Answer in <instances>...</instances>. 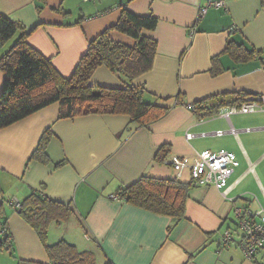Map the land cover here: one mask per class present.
Segmentation results:
<instances>
[{
  "label": "crops",
  "instance_id": "0c3cea01",
  "mask_svg": "<svg viewBox=\"0 0 264 264\" xmlns=\"http://www.w3.org/2000/svg\"><path fill=\"white\" fill-rule=\"evenodd\" d=\"M208 1L222 5L209 7L196 18L198 7ZM123 8L158 19L155 29L144 31L156 39L157 47L152 68L140 79L148 98L151 95L153 102L169 110L145 127H135L122 114L59 118L58 104L52 103L0 128V213L15 255L48 260L35 231L7 202L41 189L51 199L72 204L80 238L86 249L96 245L97 260L105 254L115 264H256L244 257L236 236L231 234L226 243L223 233L232 230L234 206L254 214L264 209V111L219 114L229 110L227 106L199 120L189 104L222 92L264 96V53L235 62L223 51L228 40L264 49V6L260 0H0V13L22 22L27 42L64 76L73 72L88 39L114 24ZM110 34L122 37L114 30ZM18 35L0 46V56ZM217 55L222 70L212 75L209 68ZM3 81L0 70V93ZM91 82L113 86L118 78L99 67ZM178 91L184 93V104L176 103ZM49 127L50 162L30 160ZM217 130L223 133L214 135ZM162 144L170 147L167 159L173 155L193 159L203 150L225 149L239 164L224 188L192 185L184 216L178 220L114 197L119 187L141 175L176 178L171 166L154 160ZM176 179L190 182L188 171ZM65 237L72 241L73 228ZM0 256L15 262L1 245ZM257 261L264 264V249Z\"/></svg>",
  "mask_w": 264,
  "mask_h": 264
},
{
  "label": "trees",
  "instance_id": "16d2710c",
  "mask_svg": "<svg viewBox=\"0 0 264 264\" xmlns=\"http://www.w3.org/2000/svg\"><path fill=\"white\" fill-rule=\"evenodd\" d=\"M260 3L264 6V0H260ZM59 11H62L61 8ZM157 22L158 19L153 14L139 15L123 8L114 24L88 39V46L78 59L73 72L70 76H64L54 67L50 58L42 55L27 42L28 32L22 22L0 13V46L19 33L12 45L0 56V70L4 73L0 93V128L52 103L58 104L59 118L89 114H122L135 127H145L162 118L169 107L156 104L151 95L148 98V90L140 79L152 68L157 47L156 39L145 35L144 31L155 29ZM111 30L122 37H112ZM223 51L231 55L235 62L246 61L264 53V49L256 50L232 40L227 41ZM217 58L218 55L213 56L211 60L209 72L212 75L222 70ZM99 67H105L114 73L118 78L117 85L92 83V74ZM255 96L260 95L222 92L194 100L190 105L192 112L200 120L217 114L223 107L239 105L247 97ZM175 97L177 104L185 103L182 91H178ZM51 138L52 131L49 127L42 132L30 154V160L42 164L50 162L47 145ZM169 151L168 144L160 145L154 154V160L163 163ZM62 162H58L56 166ZM192 185L191 182H180L176 178L141 175L130 184L119 187L115 195L131 205L178 220L184 216L185 202ZM19 203V208L15 210L37 234L48 260L42 262L18 258L10 245L11 236L5 226V217L0 213V245L6 247L9 256L15 259L14 264H96V245L79 250L65 238L48 241L50 226H61L75 216V209L70 202L63 203L51 199L41 189H32ZM79 224L87 232L81 219ZM235 228L240 229L237 222ZM229 235L228 239L224 238L226 243L231 239L230 231ZM243 235L241 230V234L236 238L239 248ZM263 249L264 246L250 257L256 264H263L257 261V255ZM240 250L242 251L241 248ZM103 257L102 264H115L105 254Z\"/></svg>",
  "mask_w": 264,
  "mask_h": 264
},
{
  "label": "built area",
  "instance_id": "2783aa9c",
  "mask_svg": "<svg viewBox=\"0 0 264 264\" xmlns=\"http://www.w3.org/2000/svg\"><path fill=\"white\" fill-rule=\"evenodd\" d=\"M221 5V1L206 2L199 7L198 18L206 12L208 7H219ZM256 111H264V96L262 95L247 97L239 105L230 106L229 110H224V112L222 111L219 114L227 115L229 113H249ZM222 133L221 130H217L214 135H221ZM187 137L190 138L192 135L188 133ZM164 163L171 166L176 178H180L181 172L187 170L190 182L193 185L212 184L216 188H224L227 179L238 166L239 161L233 152L219 149L217 151L203 150L199 153L197 152L193 159L186 156L173 155L171 158L166 159ZM114 197L117 198L116 195ZM8 204L14 209L20 206L19 201L14 198L9 199ZM234 214L238 219L237 225L244 234L240 248L245 257L250 259L257 250L264 246V209L261 208L258 214H254L248 208L235 207ZM229 236V231L226 230L224 238L228 239Z\"/></svg>",
  "mask_w": 264,
  "mask_h": 264
},
{
  "label": "rangeland",
  "instance_id": "374dc122",
  "mask_svg": "<svg viewBox=\"0 0 264 264\" xmlns=\"http://www.w3.org/2000/svg\"><path fill=\"white\" fill-rule=\"evenodd\" d=\"M235 207L236 206L233 207L232 214L230 216L231 221H232V222H230V227L232 229V230H230V232H231V234H233L237 238L238 235L241 234V230L235 228V223L238 221V219L235 217V214H234V208ZM58 227L54 226L53 228L48 230V241L49 242H52V241L54 242V241H57L61 238L67 239L65 236L68 235L69 232L71 231V228H73V238H72V241H70V242L74 243L79 250L86 249L84 242L80 238L79 227L77 225H75L74 217L69 222L64 223ZM52 237H54V238H52ZM50 238H52V239H50ZM6 258H8V257L3 258V256H0V264H13V262H11V261L6 262ZM4 259H5V261H4ZM96 264H102V261L100 259H98Z\"/></svg>",
  "mask_w": 264,
  "mask_h": 264
},
{
  "label": "clouds",
  "instance_id": "9594fccd",
  "mask_svg": "<svg viewBox=\"0 0 264 264\" xmlns=\"http://www.w3.org/2000/svg\"><path fill=\"white\" fill-rule=\"evenodd\" d=\"M203 5H204V4H203ZM201 6H202V5H201ZM199 7H200V6H199ZM199 7H198V9H199ZM208 8H209V7H208ZM198 9H197V15H198ZM206 10H207V9H206ZM204 14H205V13H204ZM204 14H203V15H204ZM197 15H196V18H198ZM203 15H202V16H203ZM202 16H201V17H202ZM201 17H199V18H201ZM199 18H198V19H199ZM189 106H191V105L189 104ZM190 108H192V107H190ZM10 199H11V198H10ZM14 199H15V198H14ZM16 200H17V199H16ZM18 201H19V200H18ZM7 202H8V201H7ZM10 206H11V205H10ZM257 217H258V216H257Z\"/></svg>",
  "mask_w": 264,
  "mask_h": 264
}]
</instances>
